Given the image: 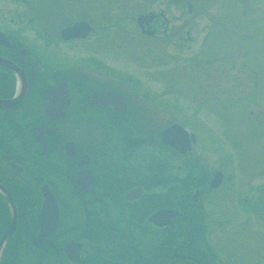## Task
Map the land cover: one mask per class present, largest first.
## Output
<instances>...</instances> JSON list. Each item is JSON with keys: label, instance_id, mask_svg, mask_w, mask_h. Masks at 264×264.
<instances>
[{"label": "flooded vegetation", "instance_id": "obj_1", "mask_svg": "<svg viewBox=\"0 0 264 264\" xmlns=\"http://www.w3.org/2000/svg\"><path fill=\"white\" fill-rule=\"evenodd\" d=\"M147 12L140 33L169 36L164 12ZM92 21L75 0H0V264H224L208 235L226 173L210 185L218 169L185 127L199 104L155 101L171 75L150 92L104 51L126 41ZM250 181L227 191L234 233L264 223V183Z\"/></svg>", "mask_w": 264, "mask_h": 264}, {"label": "rangeland", "instance_id": "obj_2", "mask_svg": "<svg viewBox=\"0 0 264 264\" xmlns=\"http://www.w3.org/2000/svg\"><path fill=\"white\" fill-rule=\"evenodd\" d=\"M102 1L75 0L79 16L87 12L93 24L107 22L108 35L126 41L117 43V51L104 48L107 55L120 57L153 93L166 87L170 74L172 90L155 101L186 106L187 112L199 104L194 112L201 121L189 118L185 127H197L206 171L226 173L212 200L218 227L208 235L210 248L224 264H264V223L254 227L251 222L247 231L261 232L250 235L232 232L229 222L232 193L244 190L248 177L253 190L264 183V0H106L107 11ZM143 10L163 11L170 35L160 30L143 36L135 23ZM113 22L122 26L116 36ZM236 173L244 178L239 189L232 181ZM229 188L233 192L227 198Z\"/></svg>", "mask_w": 264, "mask_h": 264}, {"label": "water", "instance_id": "obj_3", "mask_svg": "<svg viewBox=\"0 0 264 264\" xmlns=\"http://www.w3.org/2000/svg\"><path fill=\"white\" fill-rule=\"evenodd\" d=\"M153 14L152 13H146V14H142L139 15L137 17V24L142 28L143 27V23L145 22L146 24L150 21V19L152 18ZM145 33H151L150 30H145ZM221 180V173L218 172L216 174L213 175V177L210 180V185L211 186H216Z\"/></svg>", "mask_w": 264, "mask_h": 264}]
</instances>
